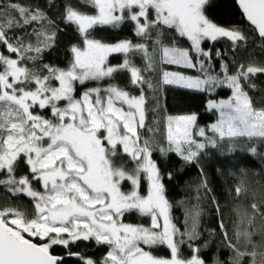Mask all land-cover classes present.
<instances>
[{"label": "snow or ice", "instance_id": "snow-or-ice-1", "mask_svg": "<svg viewBox=\"0 0 264 264\" xmlns=\"http://www.w3.org/2000/svg\"><path fill=\"white\" fill-rule=\"evenodd\" d=\"M209 3L66 0L63 20L73 27L78 42L70 45L71 59L63 68L39 63L56 47L57 31L50 30L54 22L39 8L14 0L0 3V45L14 54L0 52V186L33 204L31 216L0 208V264H64L54 249H69L78 241L107 246L99 262L69 251L83 264H208L201 247L192 243L200 236L201 209L197 205L187 210L181 231L154 153L192 163L206 149L225 142H264V98L254 100L247 90L255 89L250 78L264 74V66L241 63L230 73L225 63L215 71L204 42L227 38L235 50L247 38L214 23L206 14L213 10ZM238 3L264 40V0ZM125 25L132 26L136 42L98 38L100 30L117 31ZM13 28L25 29V34L13 41L8 35ZM181 39L190 42L189 47L181 46ZM113 56H120L121 62L111 63ZM137 56L143 67L135 62ZM161 65L198 73L160 69L163 85L207 95L226 88L230 94L206 102V110L216 116L206 127L197 124L196 114L168 116L164 141L156 143L141 131H153L146 128L143 90L155 86L144 73L156 72ZM122 74L138 95L116 83ZM248 151L257 154L254 144ZM21 166H27L28 175L17 176ZM166 175L172 178L171 172ZM203 186L207 189L206 182ZM235 191L242 193L240 187ZM251 207L264 216L256 204ZM131 216L147 218L148 223L125 222ZM220 228L232 253L229 264H245L246 259L248 264H264V250H257L264 244L253 241L255 233L237 228L230 239L223 222ZM160 248L169 255H155L153 250ZM212 264L224 261L216 258Z\"/></svg>", "mask_w": 264, "mask_h": 264}, {"label": "trees", "instance_id": "trees-1", "mask_svg": "<svg viewBox=\"0 0 264 264\" xmlns=\"http://www.w3.org/2000/svg\"><path fill=\"white\" fill-rule=\"evenodd\" d=\"M6 0H0L4 3ZM23 6L32 9L39 8L54 24L50 30L57 31V44L51 51L46 52L43 60L39 63H48L58 67H66L71 59L69 52L70 45L78 42V36L73 27L67 25L63 20L64 4L66 0H14ZM208 7H212L211 12L206 13L217 25L236 29L247 38L245 42L237 45L233 49L232 42L227 38H219L215 42L205 41L204 48L213 54L211 61L217 73L225 63L229 66V72L237 70L239 64L245 67L249 64L254 66H264V40H261L256 31L246 22L244 15L237 5L236 0H210ZM15 16V12L8 13ZM33 25L28 26L27 31H31ZM25 29L13 28L8 35L15 40L17 36H23ZM102 37L107 42H116L129 39L136 42L139 38L133 34L132 26L125 25L117 31L100 30L98 38ZM34 41V37L32 38ZM190 42L181 39V46L189 47ZM0 52L9 54L0 45ZM220 53V57L216 53ZM120 56L110 58L111 63L119 64ZM138 66L143 67V61L137 56L134 58ZM160 69L181 72L186 75H198L192 69H185L175 65H161L156 72H145V76L155 86L148 88L145 86L143 94L146 97V128L153 129L152 132L141 130L156 143L164 141L166 133V118L168 116H178L185 114H196L199 126H208L215 121L214 113L206 110V102L209 99L227 98L230 94L228 89H217L213 95L195 92L189 89H182L160 83ZM255 85V89H247L254 100L264 98V74H257L250 78ZM116 83L133 95H138L139 90L130 83L127 74H122ZM84 86H82L83 88ZM254 144L257 154L252 155L248 148ZM154 159L161 167V172L165 175V186L169 201L173 204L172 216L174 222L183 231L187 210L194 206H199L206 219L218 228L220 222H237L245 220H264V216L254 214L252 204H256L259 213H264V142H237L234 145L227 142L216 149L208 148L192 163H185L177 156L170 155L168 158L161 157L159 153H154ZM172 173V178H167V173ZM27 166H21L17 176L28 175ZM206 182L207 189L203 184ZM36 187H39L37 184ZM242 189L241 195L236 194V188ZM217 205L219 210H217ZM16 208L26 215L33 214V204L26 196H13L7 188L0 186V208ZM125 222L133 224H147V218L131 216L126 217ZM203 238L193 241L197 246L202 245ZM190 254V249H183ZM79 253L99 262L106 255L107 246L97 245L94 241H78L70 245L69 249L57 246L54 254L64 257V264H83L78 256L69 255ZM157 256L167 257L169 251L166 248L154 249ZM201 254L208 261V264L219 258L224 264H229L232 255L229 249H221L216 252L214 249H202ZM245 264H248L247 259Z\"/></svg>", "mask_w": 264, "mask_h": 264}, {"label": "rangeland", "instance_id": "rangeland-1", "mask_svg": "<svg viewBox=\"0 0 264 264\" xmlns=\"http://www.w3.org/2000/svg\"><path fill=\"white\" fill-rule=\"evenodd\" d=\"M169 86H173V85H169ZM251 221H252L251 226L249 225V220L237 221V222H223V224H224V229L227 230L230 239L233 238V234L236 231V229L240 228L242 231L248 230L250 232L255 233L252 239L253 241L256 242L257 245L264 244V220L253 219ZM220 223L218 224V228L215 229L213 225L206 219L205 214H203L202 212V215L200 217V224H199L200 236L197 239L199 240L203 238V242L201 245L202 249H214L216 252H218L221 249H228L224 244V236H223V231L220 228ZM205 244L207 245L206 247L204 246ZM257 250L260 251L264 249L258 248ZM184 252L185 255H189L187 251Z\"/></svg>", "mask_w": 264, "mask_h": 264}, {"label": "water", "instance_id": "water-1", "mask_svg": "<svg viewBox=\"0 0 264 264\" xmlns=\"http://www.w3.org/2000/svg\"><path fill=\"white\" fill-rule=\"evenodd\" d=\"M236 2H237V5H238V7H239V3H238V0H236ZM241 10V9H240ZM241 12H242V10H241ZM245 17V16H244ZM245 20H246V22L250 25V23L247 21V19H246V17H245ZM251 26V25H250ZM252 27V26H251ZM253 28V27H252ZM261 39V38H260Z\"/></svg>", "mask_w": 264, "mask_h": 264}]
</instances>
